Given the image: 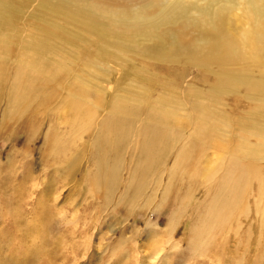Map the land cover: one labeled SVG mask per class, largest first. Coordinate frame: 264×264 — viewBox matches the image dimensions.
<instances>
[{
	"label": "rangeland",
	"instance_id": "obj_1",
	"mask_svg": "<svg viewBox=\"0 0 264 264\" xmlns=\"http://www.w3.org/2000/svg\"><path fill=\"white\" fill-rule=\"evenodd\" d=\"M165 1H180L193 13L194 8H205L211 0ZM35 3L37 2L34 1ZM100 3L108 4L107 1ZM124 3L126 0L116 4ZM34 4L21 6L11 23L15 31L12 33L20 37L19 40H11L14 43L11 47L16 55L20 53V43H23L24 36L30 35L27 32L41 29L35 21L27 23L28 14ZM214 5L213 9H217L223 17L220 27L226 33L241 40L243 35L248 33L254 40L256 25L250 22L245 0H216ZM46 19H49V16ZM54 20L66 31V34L56 37L58 46L55 52L59 55L60 70L54 95L43 105L37 97H33L32 102H23L22 111L17 112V115L15 108L19 103L9 99L10 88L0 89V264H238V261L244 264L248 259L250 264H255L258 249L263 252V256L258 257V264H261L260 260L264 263V226H259L264 221V214L259 211L256 215L253 201L257 195L261 201L259 204L264 206V109H260L264 104L263 97L260 95L248 99L244 91L237 87L226 93L216 90V72L213 70L210 71L209 78L202 74L199 77L196 74L195 78L189 76L187 84L193 88L198 87V90L195 94L187 96L186 111H178L174 121L177 124L175 128L180 129L183 136L179 141L186 140L192 146L188 155L189 162L200 166L202 170L207 168L213 171L219 162L222 166L226 165L233 155L232 147L241 145L244 140L249 145L250 154L240 151L237 147L236 157L242 165L244 162H251L250 171L256 174L251 177L254 192L247 194L250 217H255L256 220H252L251 226L245 227L248 217L235 213L230 224L238 227V223H242L243 227L239 229L238 234L228 230L226 225L222 230L215 232L213 243H208L209 249L191 254L185 247L191 233L187 229L191 224L186 229L184 225L186 216L193 208H189L185 216L182 213L178 215L174 209L176 205L172 206V203L168 202L166 208L169 210L164 214L165 208L158 219V213L153 207L162 199L163 190L154 193L155 180L152 179L145 189H140L130 178L139 156L138 142L125 143L122 153H117L114 148L115 137L110 136L105 144H96L100 127L95 122L101 121L110 109L100 113L97 105L90 106L93 116H90L89 127L85 129L88 119L83 120L84 114L74 106L76 100L72 92L80 86L79 79L75 80V77L83 71V65L88 59H96L93 52L100 42L90 41L82 30L70 21ZM3 32L0 27V34ZM76 36L80 37L75 38ZM84 40L91 44L80 57L77 51L87 44ZM17 44L19 46H16ZM46 51L53 52V49H46L44 52ZM251 51L254 53L257 48L249 50ZM261 61L264 66L263 57ZM138 64L133 65L135 69ZM99 69L107 72L110 66L106 61H102ZM84 70L86 76L89 66L84 67ZM131 70L119 68L118 73H124L121 75L122 83L117 85L109 84L108 80H98L97 85L102 82V90L106 89L109 93L106 104L109 97H113V105L120 97H128L131 94L130 83L134 77ZM6 73L13 74L11 64L8 65ZM254 76L258 81L262 78L259 69L254 70ZM24 83L21 88H28ZM160 88L156 85L154 98L160 94ZM96 94V89H91L88 95L90 100L99 98ZM202 102L213 106L217 114L216 120L226 121L227 133L213 134L214 136L207 140L198 139L192 134L198 116L195 106ZM145 113L146 111L141 115V119L147 122L148 114ZM182 118L185 120L182 121ZM92 126L93 135H89L88 130ZM143 126L140 122L130 124L132 136L129 139H135L134 132L143 133ZM94 136H97L95 142ZM133 143L135 145L130 146ZM118 159L123 161L124 166L116 163ZM172 160L173 157L170 161ZM170 161L168 165L172 163ZM68 164L73 165L69 172ZM115 164L119 166L122 178L117 183L108 182L107 171ZM58 168L59 173L55 171ZM202 170L198 173H202ZM158 171L159 169L154 174L160 175ZM223 171H218L215 179L218 181H214L212 191H216L221 185ZM58 175H62L61 179ZM165 181H161V187H164ZM198 182L189 183L188 179L182 182L180 179L178 186L185 194L190 184V191L202 199L200 189H203V186H199ZM46 187L51 194L44 192ZM152 194L156 195V199L153 204L148 205V198ZM206 194L205 189V197ZM40 202L46 205L42 209L43 212L38 205ZM200 210L203 208L200 207ZM170 212L182 219L181 227L179 228V224L175 236L171 237L169 226L148 236L145 231V216L151 213L153 221L167 225L169 220L166 215ZM126 215H129L128 219L124 218ZM259 218L262 222H259ZM176 240L184 241L181 244L182 249L179 247V250H173L172 246ZM247 248L249 255L246 254ZM230 249L233 253L228 251ZM160 252L163 256L162 261L158 263L153 257L155 254L160 257Z\"/></svg>",
	"mask_w": 264,
	"mask_h": 264
},
{
	"label": "bare ground",
	"instance_id": "obj_2",
	"mask_svg": "<svg viewBox=\"0 0 264 264\" xmlns=\"http://www.w3.org/2000/svg\"><path fill=\"white\" fill-rule=\"evenodd\" d=\"M34 1L37 3L34 4ZM100 1H107L108 4L100 3ZM120 1L0 0V27L4 30L0 34V89L10 88L9 99L14 103H19L15 108L16 113L22 111L23 102L27 100L32 102L33 97L39 98L40 104L43 105L54 95L60 70L59 55L55 52L58 46L56 37L66 34L65 29L59 27L54 18L70 21L71 24H76L90 41L98 40L100 43L93 52V57L96 59L94 61L88 59L83 65V71L75 77V80L79 79L80 86L72 92L76 100L74 106L81 111V114H84L83 120L88 119L85 129H88L89 118L93 116L90 106L97 105L100 113L110 109L101 121L95 122L96 125L99 124L100 130L99 138L97 139V133L93 141L97 139L96 144H105L110 136L115 137L114 148L117 153H122L125 143L138 142L139 156L133 167L131 181L140 189H145L152 179L155 180L153 192L163 190L162 199L153 207L158 213V219L162 216L168 202L172 203V206L175 204L176 213H182L183 216L189 208H193L186 216L187 219L185 218L184 228H188L191 224L187 229L191 233L186 242L188 245L185 247L191 254L207 250L209 249L208 243L216 235L215 232L222 230L226 225L228 230H233L238 234L239 229L243 227L242 223L239 222L238 227L230 224L235 213H242L248 217L245 227L251 226L252 220H256L255 217H250V202L247 196L248 193L254 192L251 177L256 174L250 171L251 162H244L242 165L236 157L238 149L249 155L250 148L248 143L242 140L241 145L237 146L238 149L236 146L232 147L233 155L226 165L222 166L219 162L213 171L207 168L202 170L200 166L195 165V167L189 162L188 155L192 146L186 140L179 141L183 139V136L180 129L175 128L177 124L174 121L178 111H186L187 96L195 94L198 90V87L193 88L187 84L189 76L195 78L196 74L198 77L202 74L209 78L212 70L216 72L214 74L216 75L214 86L216 90L226 93L237 87L244 91L248 99L261 95L264 100V66L261 61V57L264 58V0H245L250 22L256 25L254 40L248 33L244 34L241 40L229 35L220 27L223 17L217 9H213L216 0H211L205 8H194L193 13L180 1L126 0L124 4H116ZM31 4L34 6L28 14L27 23L35 21L41 29L36 32H27L30 35L24 36L23 43H20L22 44L20 53L16 55L11 47L14 45L11 40L16 41L20 37L12 33L14 27L11 23L21 6L27 7ZM48 16L49 19H46ZM85 42L87 44L77 51L80 57L91 44ZM256 48L257 51L254 53L249 52ZM46 49H53V52H44ZM102 61L109 64V71L99 69ZM137 63L139 64L135 69L133 65L136 66ZM10 64L13 69L12 75L6 73ZM88 66L89 70L85 76L84 67ZM119 68H124L125 71L132 69L134 77L130 83L131 94L128 97H120V100L114 102L113 105L111 103L113 97H109L106 104L109 93L106 89L102 90V82L98 85L97 82L99 79H104L108 80L109 84L122 83L121 75L124 71L118 73ZM256 68L262 74L263 80H260L262 78L259 81L255 80L254 70ZM3 80L5 81L2 82ZM24 82L28 88H21ZM156 85H159L162 90L154 98ZM71 86L73 87V84ZM91 89H96V97L99 98L90 100L88 95ZM43 92L45 94L42 95ZM195 107H197L196 114L198 115L196 127L192 133L195 137L207 140L212 138L213 134L227 133L226 121L216 120L217 114L212 105L202 102ZM260 109H264V104ZM144 111L148 114L147 122L141 119ZM183 116L186 117L185 114ZM4 118L7 117L4 116ZM181 120L184 121L185 118ZM137 122L144 124L141 129L143 133L134 132L135 139H129L132 136L129 125ZM88 131L89 135H93V126ZM134 145L135 143L130 146ZM70 157L73 158V156ZM172 157L173 160L170 161ZM169 161L172 162L170 165H168ZM116 163L124 166L122 160L118 159ZM117 164L107 171L108 182L117 183L121 180L122 172L119 171ZM72 169L73 165L68 164L67 172ZM158 169L160 175H155L154 172ZM199 170L203 172L198 173ZM55 171L60 172L59 168ZM218 171H223L221 172V185L216 191H212L214 181H218L215 180ZM58 176L62 177V175ZM180 179L182 182L188 179L189 183L199 181V186H203V189H200L203 198H197L196 193L190 191V184H188L190 192L183 194L178 186ZM161 181H165L164 187H161ZM48 191L46 187L44 192ZM155 199L156 195L152 194L148 198V205L153 204ZM259 200L257 195L253 198L256 215L260 213L259 211L264 214L261 210H264V206L261 205L262 203L259 204L261 202ZM38 205L41 210L46 207L42 202ZM200 207L203 208L202 211ZM167 209L169 210L167 207L164 214ZM78 210L79 207L76 208V212ZM178 215L170 212L166 215L169 220L168 224L163 225V223L153 221L151 213H148L144 219L147 235L152 236L161 228L169 226L170 235L174 237L182 222ZM124 218L128 219L129 215ZM260 218L259 222H262L264 219L260 221ZM259 226H264V221ZM182 242L184 241L176 240L172 246L173 250H179V247L182 249ZM233 245L238 247L237 244ZM231 249L228 251L231 252ZM248 251L247 248L246 254ZM161 253L160 257L155 254L153 260L161 262V256H163ZM262 256L263 252L258 249L254 263L258 264V257ZM260 262L264 264L263 261L260 260ZM244 264H250L249 259L244 261Z\"/></svg>",
	"mask_w": 264,
	"mask_h": 264
}]
</instances>
